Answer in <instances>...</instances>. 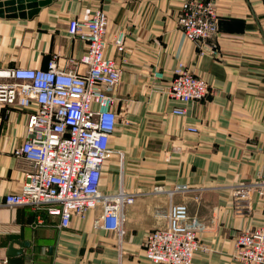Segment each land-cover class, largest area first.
<instances>
[{
	"label": "crops",
	"instance_id": "obj_1",
	"mask_svg": "<svg viewBox=\"0 0 264 264\" xmlns=\"http://www.w3.org/2000/svg\"><path fill=\"white\" fill-rule=\"evenodd\" d=\"M183 2L53 0L33 17L0 16V68L46 67L54 54L62 66L79 57L87 43L69 34L68 23L98 8L109 18L110 40L126 31L123 53L112 42L106 48L120 65L121 82L101 189L144 193L126 207L121 237L96 225L99 211L75 215L63 228L45 207L6 206V194L23 182L13 150L27 137L28 112L0 103V264H161L147 259L144 239L168 226L171 203L186 204L190 219L206 225L192 264H245L232 256L236 237L263 222V201L254 194L253 210L240 213L233 187L264 175V0H216L215 57L200 56L179 28ZM180 63L210 86L185 115L173 113L181 103L166 92ZM157 69L164 74L160 88ZM156 187L187 190L149 193ZM10 246L21 252L9 255Z\"/></svg>",
	"mask_w": 264,
	"mask_h": 264
},
{
	"label": "built area",
	"instance_id": "obj_2",
	"mask_svg": "<svg viewBox=\"0 0 264 264\" xmlns=\"http://www.w3.org/2000/svg\"><path fill=\"white\" fill-rule=\"evenodd\" d=\"M218 20L216 0H184L178 15L179 28L196 43L200 56L219 55ZM109 30V18L98 8L91 17L71 18L68 23L69 34L87 43L79 57H67L62 66L54 54L46 67L0 68V103L28 112L27 137L13 150L23 182L18 190L6 194L4 203L10 208L45 207L49 214L60 216L63 228L70 226L75 215L84 217L89 211H99L96 225L121 237L126 207L144 193L122 187L116 192L101 189L103 166L113 151L111 138L119 119L115 93L121 82L120 65L106 55V48L112 42L117 53H123L127 37L126 31L119 30L110 40ZM152 75L154 87L160 88L156 81L164 79L163 72L157 69ZM166 92L181 103L173 113L185 115L190 102L209 96L210 86L180 63ZM178 190L156 187L149 193L167 192L172 197ZM254 194L262 197L264 209V175L234 187L236 210L249 213ZM166 217V228L151 230L145 236L147 259L191 264L206 225L190 219L184 203H171ZM261 224L237 235V259L264 264L261 255L259 260L254 258L256 247L264 245V235H259L264 228ZM191 233L196 237L194 245Z\"/></svg>",
	"mask_w": 264,
	"mask_h": 264
},
{
	"label": "water",
	"instance_id": "obj_3",
	"mask_svg": "<svg viewBox=\"0 0 264 264\" xmlns=\"http://www.w3.org/2000/svg\"><path fill=\"white\" fill-rule=\"evenodd\" d=\"M52 1L53 0H0V16L33 17L41 8L49 5ZM19 252H21V250H15L13 246H10L9 255Z\"/></svg>",
	"mask_w": 264,
	"mask_h": 264
},
{
	"label": "bare ground",
	"instance_id": "obj_4",
	"mask_svg": "<svg viewBox=\"0 0 264 264\" xmlns=\"http://www.w3.org/2000/svg\"><path fill=\"white\" fill-rule=\"evenodd\" d=\"M197 131V130H196ZM242 183V182H241ZM240 184V183H239ZM238 184H236V185H234V187L235 186H237ZM234 187H233V189H234ZM253 204H254V200H253V197H252V209L250 210V211H252L253 210ZM263 223H264V220H263ZM262 223V224H263ZM261 224V225H262ZM191 235V240H192V244L194 245L195 244V239H196V237H195V235L193 234V233H191L190 234ZM259 235L260 236H262V235H264V228L260 231V233H259ZM199 242H200V238H199ZM246 242H247V244H249V240H246ZM201 245V244H200ZM200 249V248H199ZM235 252H236V248H235ZM197 253V252H196ZM248 253H250L249 251H248ZM146 255V254H145ZM196 255V254H195ZM259 255H261L262 257V259H264V245H259V246H257L256 247V249H255V254H254V258L255 259H257V260H259ZM194 258H195V256H194ZM193 258V259H194ZM192 262H193V260H192ZM192 262H191V264H192ZM246 262V261H245ZM155 263H158V262H155ZM248 263V262H247ZM161 264H163V263H161Z\"/></svg>",
	"mask_w": 264,
	"mask_h": 264
},
{
	"label": "rangeland",
	"instance_id": "obj_5",
	"mask_svg": "<svg viewBox=\"0 0 264 264\" xmlns=\"http://www.w3.org/2000/svg\"><path fill=\"white\" fill-rule=\"evenodd\" d=\"M245 231H246V230H245ZM243 232H244V231H243ZM240 233H241V232H240ZM198 234H199V233H198ZM199 238H200V235H199ZM236 238H237V237H236ZM236 238H235V239H236ZM200 244H201V247H200V248L202 249L204 246H203V244L201 243V238H200ZM201 249H200V250H201ZM197 252H198V251H197ZM232 256H233V258H234V260H235L236 262H239V263L242 262V263H245V264H249V263H247V262H245V261H242V260L237 259V257H236V255H235V252H234V251H233V253H232ZM193 261H194V259H193ZM192 263H193V262H192Z\"/></svg>",
	"mask_w": 264,
	"mask_h": 264
}]
</instances>
